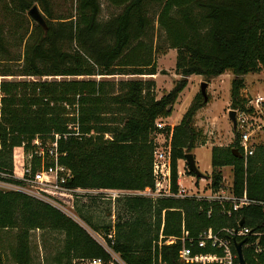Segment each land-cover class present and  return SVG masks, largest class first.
I'll use <instances>...</instances> for the list:
<instances>
[{
	"label": "trees",
	"instance_id": "obj_1",
	"mask_svg": "<svg viewBox=\"0 0 264 264\" xmlns=\"http://www.w3.org/2000/svg\"><path fill=\"white\" fill-rule=\"evenodd\" d=\"M107 1L119 10L103 18L100 0H74L73 8L61 13L52 0H0V170L23 169L31 154L35 171L42 158L45 165L51 162L53 149L58 162L70 170L66 183L74 188L140 190L154 185L151 134L164 129L171 131V189L176 191L179 160L197 143H205L194 117L208 99L198 92L171 130L155 122L171 114L191 74L209 79L233 73L230 107H245V74L264 72V0ZM35 3L46 14V26L34 22L30 30L28 22L20 20L23 52L14 57L5 20L12 26L15 16ZM167 48L176 49L175 73L181 77L157 97L155 80L137 75L156 74V54ZM117 74L132 76L107 77ZM237 137L235 130L231 144L212 146V186L223 184L218 167L231 165L236 192L245 187L249 197H264V144L255 145L245 164ZM35 138L39 144L33 143ZM104 196L87 191L77 193L76 199L88 200H75L77 216L103 237L102 245L51 204L0 189V264L8 258L13 264H34L32 229L63 235L60 244L48 248L45 264H82L94 257L103 264H118L117 259L124 264H199L180 259L179 237L196 238L202 230L236 225L241 218L253 228L264 221L254 206L227 214L217 202L193 197L151 199L125 193L108 208L107 215L114 218L99 224L89 206ZM171 236L176 240L165 243ZM242 255L243 263L236 258L235 264H264L262 255L245 245Z\"/></svg>",
	"mask_w": 264,
	"mask_h": 264
},
{
	"label": "built area",
	"instance_id": "obj_2",
	"mask_svg": "<svg viewBox=\"0 0 264 264\" xmlns=\"http://www.w3.org/2000/svg\"><path fill=\"white\" fill-rule=\"evenodd\" d=\"M245 97L247 99L244 105L245 107L235 108V130L238 133V147L241 150V155L246 164L247 158L254 151L256 144L254 140L255 135L261 129L264 130V93H257L253 96L245 94ZM161 118H157L155 122L158 128H163L166 125V123L160 121ZM33 143L39 144L38 138H35ZM52 146H56L55 141L52 142ZM39 153L42 154V150H39ZM57 155L55 150L50 149L49 156L51 157V162L45 165L42 158L40 168L35 171L32 170L31 154L26 156V163L23 169L12 172L0 170V189L23 192L51 204L76 220L68 212H70L69 208L75 207L76 194L82 191V189L78 187L74 188L66 183L71 172L67 167L58 162ZM186 173L185 167L182 168L178 165L175 180L177 190L172 191L171 146L170 144L158 146L155 142L152 160L154 185L146 186L140 190L106 189V197L112 201L125 193L139 194L151 199L165 196L178 198L193 197L197 200L217 202L220 204L222 211L227 214H231L232 211L239 210L243 207L254 206L259 208L264 216V197H249L245 187L242 192L238 193L234 190L232 184L231 186L221 184L217 188H214L211 177L208 178L207 191L194 192L183 184V176ZM202 179L204 178L202 177ZM87 231L92 235L88 229ZM91 231L94 232L93 230ZM96 234L99 235L98 233ZM109 236L111 237V234ZM162 236L160 234V238ZM100 237L103 243L97 241L105 245L103 237ZM239 238H243L245 240L243 245L250 247L254 254H261L262 260H264V221L262 226L258 228L245 225V222L240 225L238 221L236 225L222 226L215 231L208 229L202 230L196 238L181 236L179 237L182 241L180 259L186 262H197L199 264H235V259H238V255L234 244L236 241H240ZM175 240L176 237L171 236L166 238L164 242L169 244ZM160 243L161 241H159ZM117 261L119 264H124L118 259ZM82 264H103V262L101 258L94 257L86 259ZM159 264H162L160 260Z\"/></svg>",
	"mask_w": 264,
	"mask_h": 264
},
{
	"label": "rangeland",
	"instance_id": "obj_3",
	"mask_svg": "<svg viewBox=\"0 0 264 264\" xmlns=\"http://www.w3.org/2000/svg\"><path fill=\"white\" fill-rule=\"evenodd\" d=\"M102 6V17L107 18L108 16L116 13L119 8L111 6L107 0H100ZM56 12H65L68 9H72L74 5V0H52ZM44 16L46 14L42 10L41 6L38 3H35ZM4 12L0 9V21L4 20ZM14 16V15H13ZM16 22L12 23L10 26V22L8 19L5 20L4 29L5 36L8 42V47L14 57H21L23 52V46L19 44V36L22 34V28H20V20L23 22H28L29 29L31 30L34 22L37 23L33 18H31L27 12L22 15H16ZM29 19V20H28ZM9 22V23H8ZM175 61H176V49L175 48H167L164 52H157L156 54V62H157V75L156 79L154 77H150L149 75H137L141 77L137 78H153L155 80V94L157 97L161 96L163 93L169 91L174 85L175 80L180 78L179 74L175 73ZM132 75H122L117 74L114 76H107L110 78L117 79H125L130 78ZM136 76V75H133ZM56 77V76H55ZM59 77V76H58ZM57 77V78H58ZM96 78H100V75L95 76ZM106 77V76H105ZM234 77L233 73L225 72L218 76L206 79L204 76L200 74H191L187 78V85L180 92L176 101L172 104V111L169 116L163 117L160 121L170 125L171 127L178 123L181 119L183 113L190 105L193 97L200 92V82L202 80L208 81V86L206 88L208 101L200 108L194 117V124L196 128L200 129L202 132V136L205 139V143H197L196 146L192 149V154L195 159L196 166L198 169L205 174L204 179L198 177L195 174L186 173L183 176V184L192 189V191H207L208 189V178L211 177V173L213 171V167L211 165V148L213 145H229L234 140V132L235 129L232 126V123L228 117V111L230 107V87L231 80ZM3 76H1V79ZM51 78V76H48ZM53 78V77H52ZM0 79V80H1ZM245 86L241 90L242 95H255L257 93H264V72H256V73H248L244 76ZM154 142L158 144V146H166L170 144L171 139V131L162 130L161 132L155 131L151 134ZM254 140L256 144H264V130H260L257 135H255ZM48 145V144H47ZM179 167L186 169L187 164L184 159H181L178 162ZM218 170L222 174V183L225 186H231L233 182V167L231 165H225L218 167ZM97 190L90 189L85 190L82 189L79 193H85L87 191L92 192L93 194H97L98 192H104V195L107 196V190ZM106 192V193H105ZM104 196L103 199H95L94 202L90 203L89 212L93 216V221L102 224L103 222H108L114 218V215H107L108 208L113 205L112 200H108V197ZM79 199V198H77ZM75 198V200H77ZM85 202L88 200L86 197H82L79 199ZM111 203H110V202ZM70 212H68L71 216H73L79 224L83 227L87 228L92 235L100 242L103 243L102 238L96 233L91 231V225L84 222L77 216V211L74 208H69ZM112 210V207H111ZM88 225V226H87ZM101 231V230H100ZM63 235L60 232L55 230L51 231H42L40 229H32L30 230V239L32 245H36V249L33 250L35 259L34 264H45L43 260L44 256L47 255L48 248L55 247L61 243ZM12 237L8 239L10 241ZM43 245H46L45 247ZM8 255V250L6 252ZM8 256H6L7 258ZM120 262V261H119ZM5 264H13L9 258L6 260ZM119 264V263H118Z\"/></svg>",
	"mask_w": 264,
	"mask_h": 264
},
{
	"label": "water",
	"instance_id": "obj_4",
	"mask_svg": "<svg viewBox=\"0 0 264 264\" xmlns=\"http://www.w3.org/2000/svg\"><path fill=\"white\" fill-rule=\"evenodd\" d=\"M27 14L31 18H33L39 25H41L43 27L46 26L45 18L42 15V13L40 12V10L38 9L36 4L32 5L29 8ZM207 86H208V81L202 80L200 82V93L203 96L204 100H207V98H208L207 91H206ZM170 109H171V105L168 106V110H170ZM228 117H229V119H230V121L232 123V126L234 128L235 127V122H236L235 109H233V108L229 109ZM233 151H236L237 155H240V153L238 152L237 148H233ZM184 157H185V161L187 163L188 169L190 171H192L195 175H197L200 178L205 177V174L202 173L198 169V167L196 166L195 159H194V156H193L192 152L185 153ZM243 223H244V219L241 218V220L239 221V224L242 225ZM243 242H244V240H240L238 242H235V249L237 251L238 259H239L240 263H243V255H242V244H243Z\"/></svg>",
	"mask_w": 264,
	"mask_h": 264
},
{
	"label": "crops",
	"instance_id": "obj_5",
	"mask_svg": "<svg viewBox=\"0 0 264 264\" xmlns=\"http://www.w3.org/2000/svg\"><path fill=\"white\" fill-rule=\"evenodd\" d=\"M156 75H157V73H156V74H153V75H151L150 77H154V78H155V77H156ZM155 79H156V78H155ZM155 91H156V90H155ZM159 97H160V96H159ZM162 118H163V117H162ZM162 118H161V119H162ZM180 160H181V159H180ZM180 160H179V161H180Z\"/></svg>",
	"mask_w": 264,
	"mask_h": 264
},
{
	"label": "bare ground",
	"instance_id": "obj_6",
	"mask_svg": "<svg viewBox=\"0 0 264 264\" xmlns=\"http://www.w3.org/2000/svg\"><path fill=\"white\" fill-rule=\"evenodd\" d=\"M234 129H236V122H235V127H234ZM187 164V163H186ZM241 225V224H240ZM236 242H238V241H236ZM244 243V242H243ZM235 245V244H234ZM243 245V244H242ZM237 252V251H236ZM238 255V254H237Z\"/></svg>",
	"mask_w": 264,
	"mask_h": 264
}]
</instances>
